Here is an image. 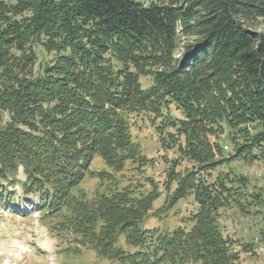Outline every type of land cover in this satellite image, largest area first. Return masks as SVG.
Returning <instances> with one entry per match:
<instances>
[{
	"label": "trees",
	"instance_id": "16d2710c",
	"mask_svg": "<svg viewBox=\"0 0 264 264\" xmlns=\"http://www.w3.org/2000/svg\"><path fill=\"white\" fill-rule=\"evenodd\" d=\"M39 51L53 58L37 65ZM141 116L179 159L157 215L196 204L172 232L141 228L153 180L117 183L151 161L131 132ZM95 157L110 171L91 172ZM233 160L264 161V0H0V207L32 204L51 234L111 264H240L219 221L244 210L248 179L199 176ZM89 174L108 186L89 196Z\"/></svg>",
	"mask_w": 264,
	"mask_h": 264
},
{
	"label": "rangeland",
	"instance_id": "374dc122",
	"mask_svg": "<svg viewBox=\"0 0 264 264\" xmlns=\"http://www.w3.org/2000/svg\"><path fill=\"white\" fill-rule=\"evenodd\" d=\"M9 2L10 0H6ZM143 4H149L154 0H135ZM263 28H259L262 30ZM38 64L49 61L52 55L38 52ZM152 82L151 77L141 79L143 87H148ZM131 132L136 142L140 144L143 154L151 161L144 174L130 178L131 173L124 172L116 175L120 187L126 186L128 181L143 184L146 191L151 190L147 178L153 180L160 191V198L155 201L151 216L141 225L145 230L172 232L178 227L185 226L187 217L196 210L193 198L179 201L169 210H163L157 215V210L162 208L167 197L177 187L175 182L169 180L166 170L178 159L175 151L165 152L158 143V137L151 124L143 116L131 119ZM225 154L230 151L224 148ZM193 165L187 161H180L176 172L183 175ZM110 171L103 160L95 157L91 172L105 173ZM225 174L244 176L248 179V193L250 196L243 200L244 210L237 205L231 206L221 213L219 226L223 236L230 240L233 249L240 254V264H264V161L253 164L239 160L227 162L215 170L201 172L208 182H214L217 177ZM18 180L24 181L23 168L19 169ZM121 181V183L119 182ZM123 181V182H122ZM98 176L90 174L81 183L80 187L92 196L101 185L108 186ZM134 185V184H133ZM19 193L18 185L13 189ZM260 195L254 198L253 195ZM32 205V204H31ZM30 204L25 205V210L14 207H0V264H111L109 260L101 257L93 249L75 251V244L71 237L57 238L51 234L48 227L39 221L37 210L30 209ZM29 207V209L27 208ZM38 217V218H37ZM125 249L128 246L121 239Z\"/></svg>",
	"mask_w": 264,
	"mask_h": 264
}]
</instances>
